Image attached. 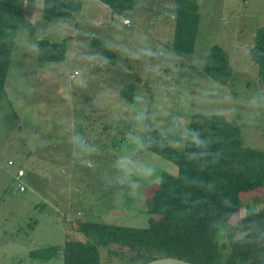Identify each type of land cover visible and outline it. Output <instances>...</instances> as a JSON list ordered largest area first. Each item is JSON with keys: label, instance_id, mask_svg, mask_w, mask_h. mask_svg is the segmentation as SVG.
Returning a JSON list of instances; mask_svg holds the SVG:
<instances>
[{"label": "rangeland", "instance_id": "1", "mask_svg": "<svg viewBox=\"0 0 264 264\" xmlns=\"http://www.w3.org/2000/svg\"><path fill=\"white\" fill-rule=\"evenodd\" d=\"M197 1L201 19L190 59L171 49V0H136L123 15L97 0H69L70 14L52 21L41 15L43 0L25 3L35 33L20 26L8 38L0 100V264H64L62 250L47 259L30 251L63 244L67 232L86 237L77 228L83 219L147 225L145 199L163 170L178 171L141 145L150 125L180 150L191 114L221 112L239 123L244 145L264 151V82L248 54L264 25V0ZM94 38L116 54V64L91 51ZM43 39H65V58L39 62ZM213 44L230 55L226 83L202 71ZM130 82L132 101L118 92ZM19 166L24 191L17 185ZM240 200V210L219 224L222 245L231 222L264 208V187L241 193ZM98 249L102 264H124Z\"/></svg>", "mask_w": 264, "mask_h": 264}, {"label": "trees", "instance_id": "2", "mask_svg": "<svg viewBox=\"0 0 264 264\" xmlns=\"http://www.w3.org/2000/svg\"><path fill=\"white\" fill-rule=\"evenodd\" d=\"M31 0H0V100L11 56L8 38L20 26L35 33L24 13ZM69 0H43L41 15L52 21L70 14ZM112 13L123 15L136 0H97ZM174 5L175 36L172 52L182 59L193 55L201 14L197 0H171ZM249 49L257 65L259 81L264 82V25L256 32ZM89 48L101 60L116 64L117 56L95 38ZM67 51L65 39L38 42L39 62L60 61ZM202 71L220 83L232 76L230 55L218 44L211 45L203 59ZM135 83L123 84L118 92L132 101ZM141 145L172 162L177 173L163 170L150 197L145 199L149 214L145 226L80 220L84 236L70 232L63 244L30 251L38 259L52 258L62 250L64 264H102L99 246L124 264L158 256H177L200 264H264V208L241 214L226 229L227 243L218 241L221 221L240 210V194L264 187V151L242 142L240 125L221 112H194L190 115L180 150L167 143L152 125Z\"/></svg>", "mask_w": 264, "mask_h": 264}, {"label": "water", "instance_id": "3", "mask_svg": "<svg viewBox=\"0 0 264 264\" xmlns=\"http://www.w3.org/2000/svg\"><path fill=\"white\" fill-rule=\"evenodd\" d=\"M143 264H200V263H197L195 261L193 262L188 259L177 256L162 255L156 258H152Z\"/></svg>", "mask_w": 264, "mask_h": 264}, {"label": "built area", "instance_id": "4", "mask_svg": "<svg viewBox=\"0 0 264 264\" xmlns=\"http://www.w3.org/2000/svg\"><path fill=\"white\" fill-rule=\"evenodd\" d=\"M125 22H127V23H129V21L128 20H125ZM76 72H74V74H75ZM8 163L9 164H11V163H13V160L12 159H9L8 160ZM16 180H17V185H18V187H19V191H24V190H26V186H25V184H24V180H23V177L25 176V174H24V169L22 168V167H19L18 169H17V172H16Z\"/></svg>", "mask_w": 264, "mask_h": 264}, {"label": "crops", "instance_id": "5", "mask_svg": "<svg viewBox=\"0 0 264 264\" xmlns=\"http://www.w3.org/2000/svg\"><path fill=\"white\" fill-rule=\"evenodd\" d=\"M79 4H80V1L78 2V5H79ZM109 10H110V9H109ZM112 14H113V15H118V14H116V13H112ZM72 76H73V75H72ZM9 159H10V158H9ZM9 159H8V160H9ZM11 164H12V163H11ZM19 167H21V166H19ZM19 167H18V168H19ZM22 168H23V167H22ZM15 175H17V174L15 173ZM25 175H26V174H25Z\"/></svg>", "mask_w": 264, "mask_h": 264}]
</instances>
